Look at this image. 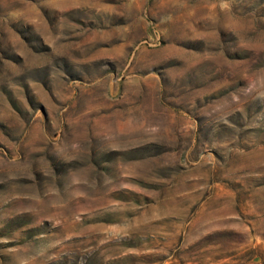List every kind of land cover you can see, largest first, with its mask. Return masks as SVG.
Segmentation results:
<instances>
[{
	"label": "rangeland",
	"instance_id": "obj_1",
	"mask_svg": "<svg viewBox=\"0 0 264 264\" xmlns=\"http://www.w3.org/2000/svg\"><path fill=\"white\" fill-rule=\"evenodd\" d=\"M0 264H264V0H0Z\"/></svg>",
	"mask_w": 264,
	"mask_h": 264
}]
</instances>
